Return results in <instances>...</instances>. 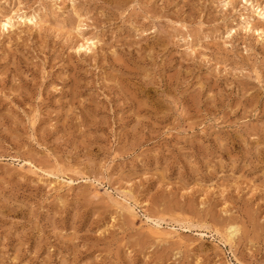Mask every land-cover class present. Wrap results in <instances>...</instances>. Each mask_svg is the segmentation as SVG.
Masks as SVG:
<instances>
[{
    "label": "rangeland",
    "instance_id": "obj_1",
    "mask_svg": "<svg viewBox=\"0 0 264 264\" xmlns=\"http://www.w3.org/2000/svg\"><path fill=\"white\" fill-rule=\"evenodd\" d=\"M247 1L0 0V264H264Z\"/></svg>",
    "mask_w": 264,
    "mask_h": 264
},
{
    "label": "bare ground",
    "instance_id": "obj_2",
    "mask_svg": "<svg viewBox=\"0 0 264 264\" xmlns=\"http://www.w3.org/2000/svg\"><path fill=\"white\" fill-rule=\"evenodd\" d=\"M246 4H248V1L246 0ZM249 6H251V5H249ZM257 14V13H256ZM258 18H261V17H264V12L261 10L260 12H258V16H257ZM27 19H29V18H27ZM36 19V18H35ZM8 21V20H7ZM29 22H33L34 21V18H32L31 17V19L30 20H28ZM11 22H12V19L11 18H9V22H7L6 24H5V26L4 27H8V25H10L11 24ZM36 24V23H35ZM11 27V26H10ZM84 42V41H83ZM95 43L93 42V41H91V44H89V41L87 42V44H83V45H81L80 46V49L81 50H90L91 49V45H94ZM154 221V220H153ZM156 224L157 225H160L159 224V222H156ZM238 232H239V227H237V226H232L231 228H230V237L228 236V239H227V243L229 244V245H232V243H233V240H234V238H236V236H237V234H238ZM160 235V234H159ZM162 236V235H161Z\"/></svg>",
    "mask_w": 264,
    "mask_h": 264
}]
</instances>
